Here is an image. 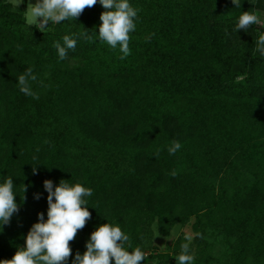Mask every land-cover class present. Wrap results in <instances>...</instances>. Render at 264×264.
<instances>
[{
    "label": "trees",
    "instance_id": "16d2710c",
    "mask_svg": "<svg viewBox=\"0 0 264 264\" xmlns=\"http://www.w3.org/2000/svg\"><path fill=\"white\" fill-rule=\"evenodd\" d=\"M128 2L138 12L122 60L99 39V0L44 32L27 23L26 1L0 0V184L13 179L19 205L0 225V260L25 247L38 213L47 219L44 181L66 180L93 194L65 264L105 223L129 236L125 250H149L144 264H177L183 243L191 264H264V31L235 30L264 0ZM65 35L77 43L60 61L53 44ZM28 68L38 99L17 84ZM192 219L193 243L182 234L171 254L157 252V234ZM210 233L225 246L204 242Z\"/></svg>",
    "mask_w": 264,
    "mask_h": 264
},
{
    "label": "clouds",
    "instance_id": "9594fccd",
    "mask_svg": "<svg viewBox=\"0 0 264 264\" xmlns=\"http://www.w3.org/2000/svg\"><path fill=\"white\" fill-rule=\"evenodd\" d=\"M97 2L98 0H36L35 4L28 3L26 20L30 26L44 32L49 22L76 20L86 8L95 6ZM99 3L105 9L100 15L99 39L113 49L119 44L123 54L120 59L123 60L130 55L129 33L135 30L134 18L137 17L138 9L130 6L128 0H99ZM232 3L235 7H241L239 0H232ZM250 25L264 27L254 12H242L235 30L246 31ZM83 36L89 42L94 41V37L87 33ZM76 43V39L68 35L63 37V46L59 41L54 42L58 59H66L68 50H75ZM256 51L264 56V34L259 35L256 41ZM36 79L33 69L28 68L17 78L19 90L38 99L30 84V81ZM180 148L181 144L173 140L168 152L175 155ZM33 173H36L35 167ZM171 175L174 177L175 171ZM44 188L48 193L47 219H44L43 213H38V222L29 230L25 247L18 248L11 259L0 260V264H65L72 255L70 242L75 240L78 231L91 218L85 197L92 196V189L85 188L80 183L69 184L66 180H61L56 186L51 180H45ZM36 198L39 199V195ZM18 211L19 205L13 193V179L8 178L0 184V225L8 224L13 214ZM186 239L190 240L191 237ZM125 243L131 248L129 236L119 226L101 224L91 233L86 242V251L83 254L77 252L72 264H112L113 260L115 264H141L145 259L144 252L139 247L134 251H127ZM181 249V254L175 257L177 264H191L193 256L188 254L189 244L183 243Z\"/></svg>",
    "mask_w": 264,
    "mask_h": 264
},
{
    "label": "rangeland",
    "instance_id": "374dc122",
    "mask_svg": "<svg viewBox=\"0 0 264 264\" xmlns=\"http://www.w3.org/2000/svg\"><path fill=\"white\" fill-rule=\"evenodd\" d=\"M25 1L27 3H32V4L36 3V0H9V2L12 3L18 9H23ZM258 18L260 19L261 23L264 24V13H259L258 14ZM46 27H48V25ZM258 29L260 31H264V27H261L260 25H258ZM46 30H48V28ZM194 220L195 219H192L191 222L187 226H181V227L178 226V227H176L173 230V232H172L170 237L165 238V237H162V236L157 234V236H156V238L154 240V245L159 248L157 252L164 253V254H168V253L171 254L170 249H172V247L176 243L177 239L182 234L185 235L186 237H191V239L189 241L192 242L193 241L192 239L194 238V234L192 233V226L194 224ZM204 242L212 243V244H214V245H216L218 247H219L220 244H223L221 239H219V237H216V236H214V234H211V233L209 234V237L206 238V240ZM190 244H189V248H190L189 254L192 251V249H191L192 247H191ZM147 255H150L149 250H146V252H145V256H147ZM141 264H144V263L141 262ZM153 264H155V263H153Z\"/></svg>",
    "mask_w": 264,
    "mask_h": 264
}]
</instances>
